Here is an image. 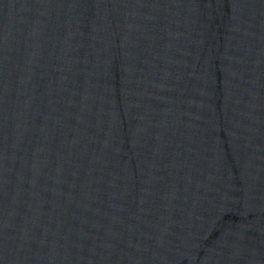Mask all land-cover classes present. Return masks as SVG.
Here are the masks:
<instances>
[{
  "label": "water",
  "instance_id": "95a60500",
  "mask_svg": "<svg viewBox=\"0 0 264 264\" xmlns=\"http://www.w3.org/2000/svg\"><path fill=\"white\" fill-rule=\"evenodd\" d=\"M0 264H264V0H0Z\"/></svg>",
  "mask_w": 264,
  "mask_h": 264
}]
</instances>
